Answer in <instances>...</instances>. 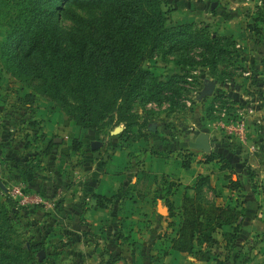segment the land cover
Here are the masks:
<instances>
[{
    "label": "rangeland",
    "instance_id": "374dc122",
    "mask_svg": "<svg viewBox=\"0 0 264 264\" xmlns=\"http://www.w3.org/2000/svg\"><path fill=\"white\" fill-rule=\"evenodd\" d=\"M261 1L206 0L202 6L201 0H191L188 4L184 3L185 9L180 6L178 11H174L171 4L160 0V7L167 17L166 26L178 24L176 22L181 19L188 21L189 17L190 21L182 22L191 24L186 30L192 32L203 29L204 35L209 41L212 40L213 44L209 42V46L203 48L188 40L186 31L177 33L163 40L160 46L154 48L140 63V67L148 70L159 83L161 94L143 103V89L131 102L130 112L136 115V124L156 126L154 134H144L146 148L140 146L138 139L132 140L133 144H130L132 165L127 171L129 178L134 177V182L138 183L136 190L129 191L130 184L122 185L119 193L114 195V205L108 222L100 221L97 225L94 217H84L82 219H87V226L79 233L68 234L66 231L70 223L64 218H59L56 211L58 218L54 216L50 211L49 202L44 203L45 206L36 204L35 195L26 192L24 188L21 191L29 196V205L17 207V204H14L16 197L10 196L9 189L23 183L18 177L4 180V189L0 186V212L4 218L2 220L0 216V237H4L7 244L4 250L19 254L25 264H168L170 258L168 255H162V252L177 227L176 218L167 216L169 211L162 200L166 196L165 184L160 182L159 176L153 178V175H150V185L140 189V172L145 169V164H149L148 159L151 157H170L172 160L178 157L182 160L184 153L190 152L187 142L191 141L197 132H207L211 145L217 143V147H223L227 153L226 157L230 160V163L227 162V168L221 173L212 172L208 167L199 170L210 174L207 186L201 188L199 193L201 206L210 207V204L225 203L229 199L231 204L236 202L243 208L244 194L240 191L249 188L251 191H246L245 196L248 203L252 202L254 195L262 196L264 40L247 28L253 16L254 6ZM66 10L60 19L61 41L64 45H67V34L85 37L90 32L97 35L101 30L104 5L69 4ZM9 14L11 15L12 11ZM174 17L180 20H174ZM7 18V15L1 13L0 5V58L2 53L7 55L3 60L0 59V121L12 124L18 131L7 135L13 138V142L9 140L3 144L4 150L0 151V169L7 171L13 165L5 159L6 153L21 155L20 163L26 166L32 163L36 175L47 177L49 173L46 172V167L51 165L46 164L47 160L42 158L38 160L37 157L41 156L36 154L37 149L44 148L46 140L36 137L39 128L27 125L29 109L18 107L15 102L20 103L22 99H28V93L40 106H47L48 103L52 107L54 105L34 90L41 82L44 70L33 55L24 57L22 62L19 61L25 48L23 45L14 46L15 40L7 38ZM219 35L227 38H220ZM15 49H19V53L12 56ZM20 72L26 74L27 80L20 76ZM187 77L190 78L189 81ZM206 81L214 83L212 92L198 97ZM21 105L26 104L21 102ZM221 113L224 115L220 116ZM229 118L243 122L245 144L238 143L235 137L217 125L220 119ZM114 126L124 128L123 123L113 125L112 120L107 121L101 130L107 133L116 128ZM123 131L120 130L118 134ZM58 137L57 132H52L49 140L57 141ZM152 141L160 143L163 147L154 150ZM27 143L29 146L31 144L32 149L22 151L21 147ZM147 149L149 155L144 154ZM31 155L35 158L27 159ZM205 155L202 151L194 150L191 157L193 160L198 158L202 161ZM27 160L29 162H26ZM237 172L240 174L238 178L235 176ZM230 179H238L242 184L240 189L229 193L225 185ZM121 191L124 192L123 195L129 194L137 199L122 205L119 201ZM32 204L36 207L31 208ZM249 206L256 212L254 204ZM256 206L260 213H257V217L248 227L250 230H247L243 238L238 236L231 245L222 247L226 244L223 237L218 233L214 234L217 243L209 249L211 258L208 262L195 261L191 256L181 254L180 264H217V261L225 257V251L229 257L228 264L264 263V202ZM157 207H164L166 214L157 213ZM169 221H173L170 222L172 227L167 226ZM251 228L257 230L253 231ZM107 229H111L112 233H108ZM228 246L232 248L228 250Z\"/></svg>",
    "mask_w": 264,
    "mask_h": 264
},
{
    "label": "trees",
    "instance_id": "16d2710c",
    "mask_svg": "<svg viewBox=\"0 0 264 264\" xmlns=\"http://www.w3.org/2000/svg\"><path fill=\"white\" fill-rule=\"evenodd\" d=\"M69 4L104 5L101 30L97 35L90 32L81 37L70 33L67 34V45L62 43L60 19ZM0 5L1 13L8 17L7 38L15 40L14 46L23 45L25 48L19 61L33 55L42 65L41 82L34 90L51 101L80 129L104 133L102 126L113 120V125L121 122L123 132H128L136 124V115L130 112L134 97L144 89V103L161 94L159 83L148 70L140 67V63L163 40L186 31L188 40L203 48L209 46V42L213 44L203 29L187 31L190 23L166 26L167 17L160 7V0H0ZM253 10L247 28L264 40V0ZM18 53L19 49H15L12 56ZM1 55L2 60L7 57L4 53ZM19 74L27 80L26 74ZM26 96L28 99L19 102L32 104L33 97L28 93ZM51 144L48 140L43 148L44 154ZM69 148L77 150L79 142L71 138ZM4 157L16 166V159L8 155ZM215 157L221 162L219 168H227V161L213 153L206 154L205 161ZM188 161L186 155L181 167L187 168ZM207 182L206 176H198L193 183V196H182L177 228L168 239L171 250L193 254L203 261L209 258V249L217 243L214 234L220 233L226 242L224 247L233 243L239 232L238 219L244 212L236 202L201 206L199 193ZM226 187L239 189L240 182L230 179ZM91 197L97 207H104L109 201V198L97 194ZM262 197L264 199V191ZM1 218L4 220L3 216ZM223 225H230L231 230L220 231ZM0 238V264H25L19 254L4 250L7 244L4 237ZM231 248L228 246V250ZM216 263L223 264V261Z\"/></svg>",
    "mask_w": 264,
    "mask_h": 264
},
{
    "label": "crops",
    "instance_id": "0c3cea01",
    "mask_svg": "<svg viewBox=\"0 0 264 264\" xmlns=\"http://www.w3.org/2000/svg\"><path fill=\"white\" fill-rule=\"evenodd\" d=\"M165 1L168 5L171 4L174 11H178L180 6H184L181 9H185L184 3L188 4L191 0ZM204 2H206V0H201L202 6ZM174 20L178 21L180 19H176L174 17ZM187 20L190 21L189 17ZM188 21L181 19L179 22L182 23ZM15 104H17L18 107H26L29 109L27 113V120L29 121L27 122V125H34L36 129L39 128L38 132L36 131L38 133V136L36 135L38 139H45L47 143L52 132H57L59 137L57 138V141H55V139L51 141L52 144L46 154L43 153V147L36 150V154L41 156L37 157L38 160L42 158L44 161L47 160L46 164L51 165L50 167H46V172L49 173V176L44 177V175H36L33 171L34 169L31 167L32 163L28 166L20 163L22 160L21 155L14 156L6 153L5 155L16 159L17 164L16 166L15 164L12 165V167H10L7 171L0 169V184L2 185L4 180H13L15 177H18L19 181L23 183L20 184L21 189L24 188L29 193H33L36 199H39L37 203L35 202L36 204L45 206L44 203L47 204L49 202L52 214L58 218V214L55 215L56 211L59 213V218H64L70 223V227H68V231H66L68 234L69 232L79 233L87 226V219H82L84 217H94L97 225L100 221L108 222L112 212V206L114 205V195L119 193L122 185L130 184L128 189L129 191L138 186V183L134 182V177L133 179L129 178V173L127 171L132 165L130 157L131 152L129 151L132 147H130V144H133L132 140L135 141L138 139L137 141L141 144L140 146L146 148V142L143 139L145 137L144 134H154L156 126L150 124L140 125L137 123L135 126H132L128 132H121L119 134L118 132L123 130V128L120 129L114 126L116 128L112 131L103 133L94 130L80 129L72 121L68 120L57 107H52L50 103H48L49 105L47 106H40L39 103H35V101H33L32 104H26L25 106L17 102H15ZM3 122L0 121V151L4 150L3 144L5 141L10 140V142H13V138L7 137V135L14 134L15 131H18L12 124H5V121ZM33 132L35 133V131ZM198 133L200 132H197L195 136ZM204 133L207 134V132ZM207 135L210 150L205 154L213 153L229 162L230 160L226 157V150L221 146L217 147V143L211 145L209 134ZM71 138H75L79 142V148L77 150L69 148ZM146 138L150 139L147 136ZM92 145H96L95 150L98 153L96 158L93 157V149H91ZM152 145L154 150L157 148L161 149L163 147L160 143H154V141H152ZM24 146L21 147L22 151L27 152V150L32 149L31 144L29 146L27 143V145L25 144ZM188 149L190 152L188 151L184 153V156H189L187 168L181 167L182 160L178 157L175 158V160H172L170 157H163L160 159L151 157L148 159L149 164H145V169L140 172V189L146 187V185L147 187L150 185V175H153V178L155 176H159L158 178H160V182L165 184L164 195L166 196L163 197L162 200L166 203V209L169 211L167 216L175 217L176 224L179 221V206L182 196H193V183L198 176H206L207 181L210 178L209 172L206 173L199 170L206 169L208 167L210 168V171L212 170V172L216 171L221 173L222 170L225 169L219 168L221 162L217 158L205 161L204 156L202 161L198 158L193 160L191 154L196 149H192L189 146ZM144 154L149 155L148 149L144 151ZM30 158L35 157H33V155H31V157H27V159ZM26 162H29V160ZM239 175V172H237L235 176L237 177ZM240 186H242V184H240ZM225 188H227L226 185ZM237 190L238 189L229 190V193ZM246 191L248 192L251 190L249 188L248 190L240 191L244 194V198L242 200L245 201V204L242 205L244 206L243 215L238 219L239 232L237 237L239 236L241 238L247 234V230H250L248 227H250L252 222L257 217V213H260V211L257 210L256 205L264 202L263 197L258 194L254 195L252 202L248 203L245 198V196H247ZM121 193L122 191L120 194ZM92 194L107 197L109 198V201L105 203L104 207H97L94 199L91 197ZM120 194L118 196H120ZM123 194L124 192L119 197V201L122 202V205L134 202L137 199L136 197H131L129 194L128 196ZM47 196H49V198H47ZM148 201L150 200L148 199ZM229 201L230 200L228 199L225 203L215 205L231 204ZM158 202L159 201L157 200L156 205ZM253 204L256 212L252 211V207L249 206H253ZM31 206V208L36 207V205L33 204ZM165 212L164 207H157V213L161 214ZM88 222L90 223L89 220ZM170 222L173 221H169L167 224L168 227H172V223ZM96 228L98 229L99 227ZM176 228L177 227H175V230ZM175 230L171 236L174 235ZM230 230V225H223L220 231L229 232ZM251 230L254 231L257 229L251 228ZM106 231L108 233H112L111 229H107ZM222 247L224 246L222 245ZM181 254L191 256L195 261L200 262H208L211 258L209 256L206 261L198 260L193 254L171 250L168 242L165 245L164 252H162V255L169 256L170 261H168V264H180L179 255ZM228 259L229 257L225 251V257L222 259L223 264H228Z\"/></svg>",
    "mask_w": 264,
    "mask_h": 264
},
{
    "label": "built area",
    "instance_id": "2783aa9c",
    "mask_svg": "<svg viewBox=\"0 0 264 264\" xmlns=\"http://www.w3.org/2000/svg\"><path fill=\"white\" fill-rule=\"evenodd\" d=\"M188 81L190 80L189 77L186 78ZM224 114L221 113L220 116H223ZM221 128H223L225 131H227L229 134H231L233 137H235L236 141L240 144L246 143V135H245V127L241 120H235L232 118L222 120L220 119L218 124ZM17 187H12L9 189V194L11 197H16L15 202L17 205L25 206L28 205L29 202V196L25 194L23 191H21V186L16 185ZM35 202L39 201V199H34Z\"/></svg>",
    "mask_w": 264,
    "mask_h": 264
},
{
    "label": "water",
    "instance_id": "95a60500",
    "mask_svg": "<svg viewBox=\"0 0 264 264\" xmlns=\"http://www.w3.org/2000/svg\"><path fill=\"white\" fill-rule=\"evenodd\" d=\"M213 3L211 4V7ZM214 87V83L210 81L204 82L203 88L199 91L198 97H203L205 95H209L212 92ZM96 144V143H95ZM188 146L192 149H196L202 151L204 153H208L210 150L208 135L204 132L198 133L192 141L188 142ZM91 149H93V157L96 158L98 156L96 149V145H92ZM0 186L4 189V187L0 184Z\"/></svg>",
    "mask_w": 264,
    "mask_h": 264
}]
</instances>
